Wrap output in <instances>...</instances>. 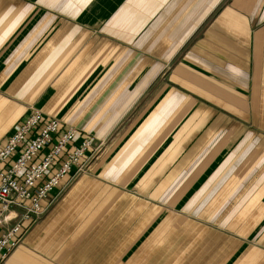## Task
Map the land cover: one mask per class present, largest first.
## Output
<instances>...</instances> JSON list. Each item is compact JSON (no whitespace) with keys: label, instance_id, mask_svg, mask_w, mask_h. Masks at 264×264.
<instances>
[{"label":"crops","instance_id":"crops-1","mask_svg":"<svg viewBox=\"0 0 264 264\" xmlns=\"http://www.w3.org/2000/svg\"><path fill=\"white\" fill-rule=\"evenodd\" d=\"M34 110L96 145L0 264H264V0H0V147Z\"/></svg>","mask_w":264,"mask_h":264},{"label":"built area","instance_id":"built-area-1","mask_svg":"<svg viewBox=\"0 0 264 264\" xmlns=\"http://www.w3.org/2000/svg\"><path fill=\"white\" fill-rule=\"evenodd\" d=\"M76 138L75 128L60 133L58 119L43 121L34 110L0 147V263L44 214L51 192L69 174L86 170L96 143L85 138L67 149Z\"/></svg>","mask_w":264,"mask_h":264},{"label":"rangeland","instance_id":"rangeland-1","mask_svg":"<svg viewBox=\"0 0 264 264\" xmlns=\"http://www.w3.org/2000/svg\"><path fill=\"white\" fill-rule=\"evenodd\" d=\"M42 216H43V215H41V216L38 218V220H39ZM38 220H36V222H37Z\"/></svg>","mask_w":264,"mask_h":264}]
</instances>
